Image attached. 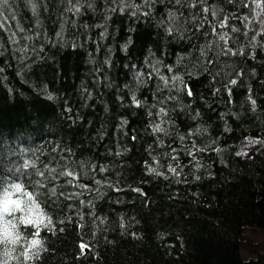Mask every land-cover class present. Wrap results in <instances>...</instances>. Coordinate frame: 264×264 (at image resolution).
Wrapping results in <instances>:
<instances>
[{"label":"trees","instance_id":"obj_1","mask_svg":"<svg viewBox=\"0 0 264 264\" xmlns=\"http://www.w3.org/2000/svg\"><path fill=\"white\" fill-rule=\"evenodd\" d=\"M32 2L0 3V189L51 220L25 264H264V0Z\"/></svg>","mask_w":264,"mask_h":264},{"label":"clouds","instance_id":"obj_2","mask_svg":"<svg viewBox=\"0 0 264 264\" xmlns=\"http://www.w3.org/2000/svg\"><path fill=\"white\" fill-rule=\"evenodd\" d=\"M29 2L35 11V3L32 0ZM257 7H261V5L258 3ZM17 187H19V191H17ZM34 195V193L29 194L22 180L8 182L3 189H0V264H25L44 248V241L39 238V228L47 227L51 224V220L41 210ZM14 197L23 199V207L19 212L22 215L20 216L16 215L17 208L14 205L10 212L9 210L4 211L5 206H8V202ZM26 218H31L33 226L37 228L36 235L30 239L19 231V225L23 224ZM25 241H27L26 248L23 246ZM34 241H38V243L33 244Z\"/></svg>","mask_w":264,"mask_h":264},{"label":"rangeland","instance_id":"obj_3","mask_svg":"<svg viewBox=\"0 0 264 264\" xmlns=\"http://www.w3.org/2000/svg\"><path fill=\"white\" fill-rule=\"evenodd\" d=\"M262 148H258L264 152V140H258ZM256 148L255 141H251L243 147L246 153L252 152ZM244 240L241 244V253L244 258H251L257 255L258 252H264V230L256 227H247L244 233Z\"/></svg>","mask_w":264,"mask_h":264},{"label":"snow or ice","instance_id":"obj_4","mask_svg":"<svg viewBox=\"0 0 264 264\" xmlns=\"http://www.w3.org/2000/svg\"><path fill=\"white\" fill-rule=\"evenodd\" d=\"M121 2L123 3V0H121ZM146 2H147V0H146ZM0 3H7V0H0ZM176 3H180V0H176ZM121 10H123V9H121ZM77 11H78V9H77ZM204 11L207 12L208 9H207V8H204ZM213 14H215V13H213ZM172 16H174V14H170V18H171ZM221 26L223 27V25H221ZM169 31H171V29H169ZM220 39L223 40V39H225V37H224V36H221ZM162 79H164L165 84H167V82H168V81H167V78H163V77H162ZM173 79L176 80V79H179V77H174ZM181 83H182V81H181ZM231 83H232V84H235L236 81L233 80V81H231ZM191 94H192V93H191V90L188 89V95H191ZM132 100H133V102L136 104L137 107L140 106V102L136 100L135 95L132 96ZM251 103H252L253 106H254V105H255V100H252ZM160 112L163 113L164 110H163V109H160ZM154 130H155V131H163V129L160 128L159 125H157V127H156ZM152 171H155V169H153ZM69 175H70V174H69ZM19 190H20L19 187H17V191H19ZM17 207H19V204H18V203H17ZM8 210H9V208H8V206L6 205L5 208H4V211H8ZM23 222H24V223H33V220H32L31 218H26ZM36 243H38V241H34V242H33V244H36ZM81 247L83 248V247H85V246L82 245Z\"/></svg>","mask_w":264,"mask_h":264},{"label":"bare ground","instance_id":"obj_5","mask_svg":"<svg viewBox=\"0 0 264 264\" xmlns=\"http://www.w3.org/2000/svg\"><path fill=\"white\" fill-rule=\"evenodd\" d=\"M255 146H256V147H258V146H259L260 148H262V147H263V146L261 147V146H260V144H258V145H257V144H255Z\"/></svg>","mask_w":264,"mask_h":264}]
</instances>
